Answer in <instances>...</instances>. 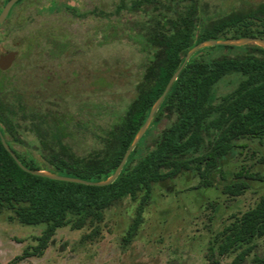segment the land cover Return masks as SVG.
<instances>
[{"label":"trees","instance_id":"trees-1","mask_svg":"<svg viewBox=\"0 0 264 264\" xmlns=\"http://www.w3.org/2000/svg\"><path fill=\"white\" fill-rule=\"evenodd\" d=\"M67 8L79 17L87 14L73 6ZM122 10L146 15L132 23L118 22L146 60L132 99L114 120L101 126L95 135L97 146L87 153H78L73 146L75 134L85 124L81 118L57 108L42 94L7 85L10 94L4 108L0 107V130L26 167L92 181L105 179L119 164L151 105L192 46L206 39L264 38V1L211 12L198 0H119L107 15H119ZM219 48L233 52H221ZM228 76L235 86L217 96V84ZM162 115H173L174 119L152 138L153 147L132 163L137 143L118 176L107 185L55 180L26 172L0 140V208L11 211L22 224H45L37 244L24 254H41L56 228L69 222L79 228L86 222L101 221L105 208L124 196L136 199L143 192L124 235L129 242L142 222L153 184L173 178L194 163L214 168L237 139L263 138L264 48L213 45L197 50L170 86L151 123ZM13 142L25 151L13 148ZM240 177L264 181V175L248 173L242 167L225 187L231 195L247 188ZM262 235L264 192L252 207L232 215L215 234L208 264H220L219 256L236 250L229 264H244L253 240ZM253 260L254 264H264V257L254 256Z\"/></svg>","mask_w":264,"mask_h":264},{"label":"rangeland","instance_id":"rangeland-1","mask_svg":"<svg viewBox=\"0 0 264 264\" xmlns=\"http://www.w3.org/2000/svg\"><path fill=\"white\" fill-rule=\"evenodd\" d=\"M259 1L264 0H198L211 12ZM118 3L27 0L21 26L11 34L20 39V57L6 75L8 86L42 94L57 108L81 118L85 124L73 139L75 150L81 154L97 146L95 135L101 126L114 120L132 99L146 60L138 44L118 26V22L132 23L146 15L126 10L107 15ZM66 6L87 14L76 16ZM234 86L235 81L228 76L217 84L216 95ZM173 119V115H162L149 124L138 141L132 163L153 147L152 138ZM12 146L25 151L18 143ZM242 167L248 173L264 175V137L235 140L214 168L194 163L173 178L153 184L142 222L129 242L124 235L143 192L136 199L124 196L105 208L101 221L86 222L79 228L69 222L56 228L39 255L24 252L37 244L45 224H22L11 211L0 208V264H208L215 234L232 215L252 207L264 192V181L246 177L239 178L247 182L240 194L225 190ZM253 243L244 264H254V256L264 257V235ZM236 252L219 256V263L229 264Z\"/></svg>","mask_w":264,"mask_h":264},{"label":"water","instance_id":"water-1","mask_svg":"<svg viewBox=\"0 0 264 264\" xmlns=\"http://www.w3.org/2000/svg\"><path fill=\"white\" fill-rule=\"evenodd\" d=\"M16 0H8L6 3L4 9L0 13V21L3 20L5 17L9 7L13 2ZM213 45H231V46H242V45H257L260 47L264 48V38L263 37H258V36H244V37H237V38H227V39H206L203 40L194 46H192L185 54L181 64L179 67L173 72L171 77L169 78L168 82L166 83L162 93L156 98V100L153 102L151 105L149 112L142 123V125L137 129L135 132L128 148L125 150L119 164L115 168L112 174L107 176L105 179L97 180V181H92V180H87V179H82L79 177H73V176H68V175H62L57 172H53L48 169H31L26 167L17 157L16 153L11 149L9 144L7 143L5 137L2 135L1 130H0V140L5 147V149L10 153L12 158L15 160V162L18 164V166L23 169L26 172H29L34 175L42 176V177H47L50 179H55V180H62V181H70V182H76V183H82V184H88V185H107L111 183L120 173L124 163L126 162L130 152L132 149L135 147V145L138 143L142 135L145 133L146 129L148 128L149 124L152 121L154 113L157 111L160 103L162 102L163 98L165 97L166 93L168 92L170 86L178 76L179 72L181 69L184 67L188 59L191 57L193 53H195L197 50ZM14 58L13 53H9L3 57L0 58V66L1 67H7L11 63V61Z\"/></svg>","mask_w":264,"mask_h":264},{"label":"flooded vegetation","instance_id":"flooded-vegetation-1","mask_svg":"<svg viewBox=\"0 0 264 264\" xmlns=\"http://www.w3.org/2000/svg\"><path fill=\"white\" fill-rule=\"evenodd\" d=\"M7 2L8 0H0V13L4 9ZM25 2H21V0H16L15 2H13V4H11V6L9 7L3 20L0 21V58L9 53L14 54V58L9 64V66L7 67L0 66V107L1 108H4L6 98L8 94H10V92L7 91V85H8L7 82H9V80H7L6 75L16 65L20 57V52L18 51L20 39L18 40L12 38L11 34L21 26L22 23L21 12L24 11L27 6Z\"/></svg>","mask_w":264,"mask_h":264}]
</instances>
